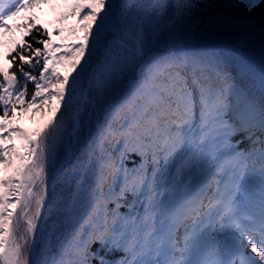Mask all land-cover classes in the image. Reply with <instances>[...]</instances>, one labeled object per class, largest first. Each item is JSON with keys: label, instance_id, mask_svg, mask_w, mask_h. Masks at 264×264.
Returning <instances> with one entry per match:
<instances>
[{"label": "snow or ice", "instance_id": "1", "mask_svg": "<svg viewBox=\"0 0 264 264\" xmlns=\"http://www.w3.org/2000/svg\"><path fill=\"white\" fill-rule=\"evenodd\" d=\"M45 4L0 0V37H13L19 61L14 71L0 64V264H264V68L257 96L254 76L237 83L222 52L177 47L189 32L225 30L264 44V0H230L227 11L208 3L206 15L198 0H71L55 20L58 44L31 14ZM70 17L76 24L63 26ZM34 29L43 47L23 39ZM162 38L176 51L157 54ZM143 57L147 70L110 103ZM45 107L34 131L13 126L17 111ZM93 119L96 134L49 197V161ZM56 180L67 191L58 195Z\"/></svg>", "mask_w": 264, "mask_h": 264}, {"label": "trees", "instance_id": "2", "mask_svg": "<svg viewBox=\"0 0 264 264\" xmlns=\"http://www.w3.org/2000/svg\"><path fill=\"white\" fill-rule=\"evenodd\" d=\"M115 2H120V0H115ZM200 4L199 11L205 13V15L212 11L205 7L208 3H213L220 5L221 8H224L230 0H198ZM71 3V0H53V4H45L42 5L40 8L34 10L33 13L38 19L36 21L37 25L40 26V32L43 31V28H47L50 32L53 33L54 43H60L58 38L56 37V33L54 29L62 26L60 24L55 23V20L59 13L67 10V4ZM168 3L174 4V0H168ZM221 9L217 8L216 11L219 12ZM224 11H227L224 8ZM23 15V14H22ZM76 24V18L70 17L66 22H64L63 26H71ZM23 30L17 31L15 33V39H21V32ZM37 32L35 29L32 33L28 36H24L23 39L26 43L31 44L33 47H43L36 43V39H46ZM80 35L82 36L83 33L81 32ZM240 37L236 34H233L231 31H221L218 33H213L211 36H207V34H198L195 32H189L186 34L185 40L183 45L186 46L187 50L192 53H201L205 50H211L215 48L217 51L222 52L228 60L229 64V71L235 77H237L236 82H245L250 83V77L253 76V72H257L260 75L262 68H264V44L261 43L259 36L257 35L254 39H252L249 43L245 46L241 45ZM75 41L69 39L64 41V43H74ZM233 45L237 46L234 47ZM153 50L157 51L159 55H167L171 54L172 52L176 51V48L170 47V41L167 39H161L160 41L153 42ZM14 48L13 44V37L12 36H4L0 37V64H3L5 67H9L10 71H14L18 69L19 61L13 63L10 59L11 56L16 55L12 49ZM63 51V49H62ZM27 55V51L24 53ZM7 57V58H6ZM150 62V57H143L138 58L135 67L128 72L125 77L123 78L121 85L118 90L114 91L109 96V102L114 105H119L122 102L123 96L130 90V88L135 84L136 79L140 73L141 68L147 70L148 63ZM42 63V61H41ZM240 65H245L247 71L241 73ZM26 70H29L27 66H25ZM32 74L38 76L39 75V66L36 67L35 70H32ZM17 75H19L17 71ZM2 79V77H0ZM23 80H21V84ZM256 87L253 89L254 93L259 96V87L255 82ZM34 91V84L32 82L28 83V95L26 99L30 100L31 94ZM0 115H2V111H0ZM49 113L47 111V107L42 109L40 112H36L35 108L30 109L27 113H21L17 111V119L14 122V127L23 128L29 132L34 131L35 129L39 128L47 119ZM100 122L103 123V114L100 115ZM120 123H123L122 120L117 118V126ZM89 132L92 134H96V121L93 119L91 127H86L84 129L83 135L81 136V142L77 143L76 140L72 141V146L69 149L67 146V142L61 149L62 156L61 158L55 161H49L48 168H47V179L49 184V197L52 194V183L55 177L59 174V169L63 165L67 167L66 161L71 159V162H75V157L80 154V151L86 145V142L91 137L89 136ZM135 165L139 164V158L136 156H132L130 159L125 161V166L129 169L134 167ZM56 192L59 195L61 189L67 191V183H60L59 180H56ZM74 190V185H73ZM129 201L132 199L131 196L128 197ZM109 210L115 208V204L110 203L108 205ZM119 212L122 215H127L129 210L127 206H122L119 209ZM51 222V218L49 223ZM99 245H93V250L97 248ZM119 255V254H118Z\"/></svg>", "mask_w": 264, "mask_h": 264}]
</instances>
